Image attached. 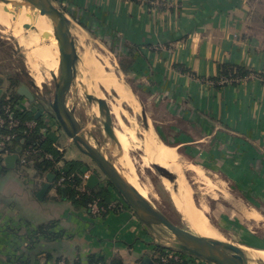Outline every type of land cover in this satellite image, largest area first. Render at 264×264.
Returning a JSON list of instances; mask_svg holds the SVG:
<instances>
[{
	"label": "crops",
	"instance_id": "obj_1",
	"mask_svg": "<svg viewBox=\"0 0 264 264\" xmlns=\"http://www.w3.org/2000/svg\"><path fill=\"white\" fill-rule=\"evenodd\" d=\"M59 1L76 9L75 19L97 25L114 53L132 62L126 73L157 111L158 139L200 168L225 175L262 203L264 212V84L257 78L207 84L223 66L264 75V24L250 21L254 7L247 0ZM75 150L63 159H86ZM2 167L0 264H54L60 257L67 264L152 261L159 240L130 210L93 219L85 208L72 206L67 194L49 189L37 199L44 181L33 160L27 172L16 162L7 172Z\"/></svg>",
	"mask_w": 264,
	"mask_h": 264
},
{
	"label": "rangeland",
	"instance_id": "obj_2",
	"mask_svg": "<svg viewBox=\"0 0 264 264\" xmlns=\"http://www.w3.org/2000/svg\"><path fill=\"white\" fill-rule=\"evenodd\" d=\"M247 1L249 7H254V10L250 15V21L255 22L254 24H264V0ZM54 4L67 15L70 31H72V29H79L83 31H81L84 36V41L82 44L86 52H89L90 50L92 53L89 52L88 54H91L92 57L95 56L96 59H98L99 64L103 66L105 70L108 69L107 66L109 68L111 67V69H113V71L116 73L115 75L117 78L122 81V83L128 88L132 95V106H128L126 103H121L118 105L116 103L117 95L114 91H110L104 96L106 99H108L109 105L114 109L113 113L110 111L111 126L113 127L114 124H116L115 116L118 117L119 115L120 118L118 117L119 119H117L126 126V133L129 135L128 138L130 144L129 154L130 158L133 160L131 170L133 171L134 176L137 175L135 178H138L137 180L143 186L149 189L148 202L156 210L167 217V219L173 224L185 229H189L192 233L197 234L186 222L184 217L176 210L175 205L172 204L170 195L162 186V177L155 169L153 164L151 163L149 167L145 168L140 162V158L144 155V151L139 145V142L142 139V130L145 129L142 113H145L147 123H149L151 126L156 139L165 144L167 143L161 139H158L157 127L160 120L153 103L148 100L146 94L137 90L138 84L136 79L126 73L127 67L130 66L132 62L114 53L115 45L113 42L107 44L100 38V32L97 25L91 26L88 24V20L85 19V17L81 19L80 16L78 19H75L74 12L76 9L72 7H63L59 0H54ZM70 10H73V13H69ZM83 22H85L87 25ZM70 33L75 40L77 53H79L80 47H77L78 39L72 32ZM77 55L78 62L76 70L78 69L79 65H82L80 55ZM30 59L31 58L26 55L22 43H19L9 33H0V79L3 81L0 87V100L5 97V95H10L9 93L11 90H15V88L20 85H26L35 96V100L33 101L34 103L29 102L30 107L23 108L22 105L26 106V104L25 102H21V100H25L21 98L20 101L17 102V105L19 104L21 106L23 113L31 114L30 117L33 115V110H38L42 113L40 121L47 131V139L50 140L54 145L63 148L65 152V158L67 159L71 152L76 153V150L71 145L67 146L68 140L63 135L55 118L52 116L50 112L51 109L49 107L53 99L55 84L60 75L57 73L54 74L50 70V67H48L49 64L36 63V65L32 67V59ZM35 74H38L37 76L41 78L40 83H36L34 81ZM13 83H16V86H11ZM77 83L78 82L75 79L66 97V105L69 109L72 108L74 110V115L81 125L82 134L87 138L91 145H93L110 162H112V164H114L118 170L121 169L120 171L123 174H130L129 168H126L124 165H120L121 163L117 159L118 148L113 143V141L105 135L102 129L101 118L98 117L100 113H97L96 110L92 109L91 102L86 98L87 95L81 89L80 83ZM127 85L130 86L133 92ZM99 88L101 89V87ZM33 106L35 107L33 108ZM45 118L49 119L48 123L45 122ZM177 152L180 154L179 149H177ZM180 155L186 162L191 164L194 163L193 157L189 155H187V157L183 154V152H181ZM62 161L65 160L62 158ZM73 162L78 163L82 168L87 167L89 172L95 174L99 178V184L91 190L95 192L100 191L111 195L110 204L113 207V211L111 212L119 213L129 210L116 190L102 177V175L97 170L93 168V164L88 159L83 158L80 161L74 160ZM27 166L22 170L27 172ZM201 169L209 179L210 186L193 184L194 174L188 171L185 172V178L188 180L191 179L189 181L193 187V200L195 205L206 208L207 217L224 236V242L232 243L236 246H247V242L252 241L254 245H248L249 247L257 249L259 248V250L264 251V248L260 249V246H264V218L260 224H256L253 220L246 218L242 212L243 205L249 210L255 209L257 212L261 211L264 213L263 204L258 203L256 199L255 201H251V196L245 192V189L238 188L231 180L225 177V175L216 172L214 173L210 169ZM230 214L232 216V220L230 222L225 221V217H231L228 216ZM91 218L97 220L102 219L100 216ZM155 229V233H157L159 239H162L166 242L169 240V238L172 239L170 233L163 227H157ZM152 249L153 252L151 253V258L154 259L156 252L159 250L158 247ZM179 255L182 261L186 264H209L203 261L201 262L198 259L188 257L182 253Z\"/></svg>",
	"mask_w": 264,
	"mask_h": 264
},
{
	"label": "bare ground",
	"instance_id": "obj_3",
	"mask_svg": "<svg viewBox=\"0 0 264 264\" xmlns=\"http://www.w3.org/2000/svg\"><path fill=\"white\" fill-rule=\"evenodd\" d=\"M19 3L22 2L18 0H0V33H9L19 43H22L26 55L32 59H30L32 61V67H34L36 63L49 64L48 67H50V70L54 74L57 73L60 75V52L55 40L52 22L45 16H39L37 11L32 12L30 6L26 4H22L23 8L14 9ZM81 31L82 30L79 29H72L71 31L78 39L77 47H80V51L77 54L80 55V60L82 62V65H79L76 70V81L78 82L77 84L80 83L83 92L93 98L91 101L92 109L100 113L96 100L103 99L109 110L113 113L114 109L109 105L108 99L104 96L110 91H114L117 95L116 103L118 105L126 103L128 106H132V95L130 91L122 81L117 78L113 69H111V67L109 68L106 64L108 71L105 70L104 67L99 64L95 56L92 57L91 54H88L90 50L86 52L85 48H83L82 43L84 41V36L82 34L83 31ZM37 75L38 74H35L34 81L40 83L41 78ZM99 87H101L102 91ZM98 117L101 118V115L99 114ZM115 117L116 124H114L112 129L114 134L113 143L118 148L117 159L121 163L120 165L129 168L130 174H123L120 171L121 169L118 170V168L115 167L123 179H125V181L148 202L149 189L143 186L137 180L138 178H135L137 175L134 176L131 170L133 160L130 158L129 154L130 144L129 135L126 133V126L118 120L120 117ZM142 131V139L139 142L140 147L144 151V155L140 158L142 166L147 168L152 163L153 165L162 167L168 173L175 175L173 181H169L165 177L161 178V183L170 195V199L172 204L175 205L176 210L197 233V236L224 242V236L207 217L206 208L195 205L193 200V187L189 181L191 179L188 180L185 178L186 171L192 172L194 174L193 184L210 186V181L201 169L202 167L200 168L195 165V163L191 164L186 162L177 152V148L158 141L149 123H147V127ZM242 212L246 218L253 220L256 224L262 221L261 215L255 209L249 210L242 205ZM239 248L243 253L242 256L237 255L227 247H221L219 251L223 256L242 264H264L263 250L240 245Z\"/></svg>",
	"mask_w": 264,
	"mask_h": 264
},
{
	"label": "water",
	"instance_id": "obj_4",
	"mask_svg": "<svg viewBox=\"0 0 264 264\" xmlns=\"http://www.w3.org/2000/svg\"><path fill=\"white\" fill-rule=\"evenodd\" d=\"M19 3L14 9L23 8L22 4L30 6L32 12H38L39 16L47 17L53 25L55 33V40L59 48V58L61 74L57 80L53 92V99L50 103V112L55 118L63 135L67 137L77 151L86 159H88L95 170H97L102 177L116 190L123 202H125L128 209L136 217L142 225L154 230V234L159 240L156 246L197 258L209 264H242L235 260L229 259L221 254L219 251L221 247H227L242 256L243 253L239 246L232 243H225L214 239H208L197 236L189 229L182 228L170 222L167 217L150 205L143 197L129 185L125 179L119 174L117 168L110 162L99 150H97L87 138L82 134L81 125L77 121L74 110L69 109L66 105V97L76 79V66L78 62V55L76 44L73 36L70 33L69 20L65 12L55 6L54 0H18ZM47 37V35H46ZM125 82V81H124ZM129 88L130 86L127 85ZM131 89V88H130ZM132 91V89H131ZM17 95L28 102H33L35 96L26 85H20L15 88ZM133 92V91H132ZM134 94V93H133ZM1 97V89H0ZM88 101L93 98L86 96ZM101 115L102 129L105 135L114 140L113 127L111 126L110 110L103 99L96 100ZM40 117V112L35 113V118ZM145 127H147V120L145 113H142ZM172 147V146H171ZM17 157L15 155L7 156L4 159V165L7 169H12ZM160 173V176L173 181L175 176L168 173L162 167L153 165ZM82 173L88 172L87 167L82 168ZM54 176L47 174L46 182L43 184L37 193V199L41 200L50 189V183ZM99 184V178L95 174H91L86 186L89 189L95 188ZM61 193L63 198L66 196V189L62 188ZM157 227L166 229L172 239L163 241L157 236ZM248 246V245H247ZM249 247V246H248ZM141 264H153L151 259L145 258Z\"/></svg>",
	"mask_w": 264,
	"mask_h": 264
},
{
	"label": "built area",
	"instance_id": "obj_5",
	"mask_svg": "<svg viewBox=\"0 0 264 264\" xmlns=\"http://www.w3.org/2000/svg\"><path fill=\"white\" fill-rule=\"evenodd\" d=\"M217 85L220 87L226 86V85H232L233 83L241 84L243 82H246L248 80L257 78L259 79L263 84H264V75L262 74H252L249 73L248 75L244 77H235L233 75L229 77H217ZM207 84H215L210 81L207 82ZM10 100V95H5L4 101L8 102ZM16 110H18L20 113L23 112L22 108L19 107V105H16ZM3 115L0 116V167L4 163V159L7 156L13 155L9 153V149L11 147H14L15 141L17 138V129L19 127L24 128L23 135L28 136L34 129L37 127V122L34 120H28L24 122H20L19 119L14 118L13 116V109L10 105L6 104L3 105L1 108ZM33 114L36 112H39L38 110H33ZM48 113V112H47ZM40 117H42V113L40 112ZM45 122L48 123L49 119L45 118ZM5 130V131H3ZM42 133H47L46 129L43 127L41 129ZM18 147V153L15 154L17 157L16 160V165L18 167V170L20 172H24L22 170L25 168L28 163H30L31 159L35 157H41L44 160L52 161V155L48 153H44L39 147L37 146H32V145H27L25 147L17 146ZM53 148L58 151L61 155H63L64 150L61 147H58L53 144ZM64 165L61 161L55 163V170L60 174L59 178L54 180L50 183V189L53 191H57L61 188H64L65 183H66V178L63 169ZM94 168V167H93ZM91 175V173L88 171L86 173H82L79 177L80 183H76L75 180L73 179V175H70V177L67 179L68 180V185L73 191L76 193V199H79L83 195H89V188L86 186V181L88 177ZM42 180L44 183L46 182V178L43 177ZM86 211L88 214L91 216H103L108 214L110 211L113 210L112 205L110 204L109 206H102L99 202V200H92L89 202L86 207ZM157 246L154 245L153 248H156ZM153 252V249H151V253ZM181 253L177 251H172L168 249H163L162 253L156 252L154 259H152L153 264H186L185 262L182 261L180 255ZM185 255V254H184ZM188 256V255H186ZM191 257V256H188ZM194 258V257H192ZM197 259V258H195ZM199 260V259H198ZM202 262V260H200ZM204 262V261H203ZM54 264H67V261L64 257H60ZM96 264H101V263H96Z\"/></svg>",
	"mask_w": 264,
	"mask_h": 264
},
{
	"label": "trees",
	"instance_id": "obj_6",
	"mask_svg": "<svg viewBox=\"0 0 264 264\" xmlns=\"http://www.w3.org/2000/svg\"><path fill=\"white\" fill-rule=\"evenodd\" d=\"M249 73L252 74H257L255 72H250L248 70H245L241 67H234V66H223L221 68V73L219 75V77L224 76V77H229L231 75L233 76H237V77H244L246 75H248ZM217 80L218 78L211 80L210 82L215 83L214 85L220 87L219 85H217ZM3 81L2 79H0V87L2 85ZM232 85H236L235 83H233ZM11 86H16V83L11 84ZM10 100L8 102L4 101V97L0 100V116L3 115V112L1 110L3 105H10L13 109V116L14 118H17L20 120V122H24V121H28V120H34L37 122V127L36 129H34L28 136H24L23 132H24V128L23 127H19L16 131L17 133V138L15 141V146L11 147L9 149V153L10 154H17L18 153V147L17 146H27V145H32V146H37L39 147L44 153H48L52 155L53 160L52 161H48V160H44L41 157H35L31 160H33L34 163V167L37 170V172L39 173V175H41L42 177H46L47 174H52L54 176V180L58 179L60 174H58V172H56L54 166L56 162H63V169L65 171L64 175L66 178V183L64 188L66 189V194L68 195V200L69 202L72 204V206H74L75 208H85L86 205L91 202L92 200L96 199L99 200L100 204L104 207L109 206L110 205V200H111V195L108 193H103L100 191H93V190H89V195H83L81 196L79 199H76V193L73 191V189H71L68 185V178L70 177V175H73V179L75 180V182L78 184L80 183V175L82 167L78 164V163H74L73 161L71 162H66V161H62L63 156L56 151L53 148V143L47 139V133H42L41 129L44 127L40 121V117L35 118V114L31 116V114L29 113H20L18 110H16V105L17 102L20 101V97L17 95V93L15 92V90H11L10 91ZM5 131V130H3ZM8 169H6L5 167H2V172H7ZM62 189V188H61ZM61 189L57 190V192L60 194L61 193ZM247 245H251L250 243L247 242ZM264 246H260V249H263ZM164 248H160L158 247V253H162ZM259 249V248H258ZM97 263H101L100 261ZM102 264V263H101ZM110 264H122L119 260H115L113 261V263Z\"/></svg>",
	"mask_w": 264,
	"mask_h": 264
}]
</instances>
